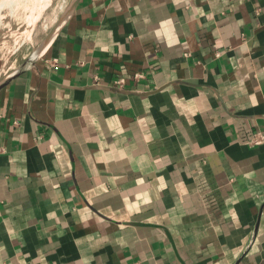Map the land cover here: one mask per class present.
<instances>
[{
    "label": "crops",
    "instance_id": "crops-1",
    "mask_svg": "<svg viewBox=\"0 0 264 264\" xmlns=\"http://www.w3.org/2000/svg\"><path fill=\"white\" fill-rule=\"evenodd\" d=\"M257 133L264 0H78L0 89V264H264Z\"/></svg>",
    "mask_w": 264,
    "mask_h": 264
},
{
    "label": "rangeland",
    "instance_id": "rangeland-1",
    "mask_svg": "<svg viewBox=\"0 0 264 264\" xmlns=\"http://www.w3.org/2000/svg\"><path fill=\"white\" fill-rule=\"evenodd\" d=\"M73 2L18 0L14 11H3L0 25V82L42 55L44 48L59 33L69 17Z\"/></svg>",
    "mask_w": 264,
    "mask_h": 264
},
{
    "label": "bare ground",
    "instance_id": "bare-ground-1",
    "mask_svg": "<svg viewBox=\"0 0 264 264\" xmlns=\"http://www.w3.org/2000/svg\"><path fill=\"white\" fill-rule=\"evenodd\" d=\"M18 0H0V25L3 19V14L4 12H6L7 9L9 10H13L14 7H16L15 5L17 4ZM30 3V2H29ZM19 4V3H18ZM33 4V3H31ZM23 5V4H22ZM34 5V4H33ZM47 5V4H46ZM34 7V6H33ZM39 7V5H38ZM44 7V6H43ZM6 8V9H5ZM32 8V7H31ZM35 9V7H34ZM5 10V11H4ZM4 11V12H3ZM14 11V10H13ZM40 11V10H39ZM12 14V13H11ZM16 20V19H15ZM9 21V20H8ZM34 21V20H33ZM11 22V21H10ZM6 27V26H5ZM55 32V31H54ZM31 35V34H30ZM55 38V37H54ZM51 39V38H50ZM3 40V39H2ZM49 41V40H48ZM1 42V41H0ZM3 42V41H2ZM46 47V46H45ZM47 48V47H46ZM44 48V49H46ZM44 51V50H43ZM38 52V51H37ZM41 53V52H40ZM39 53V54H40ZM36 57V56H35ZM31 64V63H30Z\"/></svg>",
    "mask_w": 264,
    "mask_h": 264
},
{
    "label": "water",
    "instance_id": "water-1",
    "mask_svg": "<svg viewBox=\"0 0 264 264\" xmlns=\"http://www.w3.org/2000/svg\"><path fill=\"white\" fill-rule=\"evenodd\" d=\"M78 0H74L71 9H70V13L72 12L74 6L76 5ZM48 40V39H47ZM51 40V39H50ZM49 40V41H50ZM46 42V41H45ZM35 62V60L32 61L31 64H33ZM31 64H26L25 66H23L22 68H20L19 70H17L16 72H14L13 74L9 75L7 78H5L2 82H0V89L5 86L9 81H11L13 78H15L18 74H20L23 70L27 69Z\"/></svg>",
    "mask_w": 264,
    "mask_h": 264
},
{
    "label": "built area",
    "instance_id": "built-area-1",
    "mask_svg": "<svg viewBox=\"0 0 264 264\" xmlns=\"http://www.w3.org/2000/svg\"><path fill=\"white\" fill-rule=\"evenodd\" d=\"M142 76V74H140V73H137L136 74V77L138 78V77H141ZM116 83L119 85V86H123L124 85V79H119V80H117L116 81ZM263 139H264V137L260 134V133H257V134H255V136L251 139V143H254V144H260V143H262L263 142Z\"/></svg>",
    "mask_w": 264,
    "mask_h": 264
}]
</instances>
